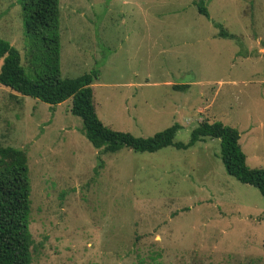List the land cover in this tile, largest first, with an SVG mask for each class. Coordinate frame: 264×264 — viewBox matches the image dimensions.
<instances>
[{
    "label": "rangeland",
    "instance_id": "374dc122",
    "mask_svg": "<svg viewBox=\"0 0 264 264\" xmlns=\"http://www.w3.org/2000/svg\"><path fill=\"white\" fill-rule=\"evenodd\" d=\"M59 36L61 78L97 71L105 126L146 138L176 123L187 143L221 122L264 168V0H59ZM0 40L29 71L20 0H0ZM70 108L0 86V147L27 157L30 264H264L263 198L227 174L219 139L104 154Z\"/></svg>",
    "mask_w": 264,
    "mask_h": 264
},
{
    "label": "trees",
    "instance_id": "16d2710c",
    "mask_svg": "<svg viewBox=\"0 0 264 264\" xmlns=\"http://www.w3.org/2000/svg\"><path fill=\"white\" fill-rule=\"evenodd\" d=\"M24 31L33 42L30 69L21 64L20 53L0 40V86L51 107L71 99L70 112L83 123V132L92 146L104 154L121 149L135 153H155L167 147L187 149L207 138L219 139L220 158L227 174L242 184L256 188L264 201V168H249L236 129L221 122L202 121L191 130L187 143L176 142L181 128L173 124L150 137H135L105 126L93 105L92 84L97 71L76 79L60 75L59 0H20ZM200 14L208 16L200 5ZM220 35L228 37L221 25ZM187 86L175 85V90ZM30 180L23 150L0 147V264H30L33 239L29 232Z\"/></svg>",
    "mask_w": 264,
    "mask_h": 264
}]
</instances>
